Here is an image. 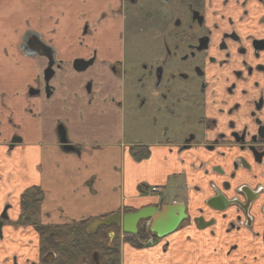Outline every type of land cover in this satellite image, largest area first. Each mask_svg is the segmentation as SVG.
Wrapping results in <instances>:
<instances>
[{
	"label": "flooded vegetation",
	"instance_id": "flooded-vegetation-1",
	"mask_svg": "<svg viewBox=\"0 0 264 264\" xmlns=\"http://www.w3.org/2000/svg\"><path fill=\"white\" fill-rule=\"evenodd\" d=\"M92 6L97 47L82 59L89 63L83 72L100 56L95 76L102 77L104 67L120 80L122 38L148 37V55L129 66V103L138 101V108L130 109L146 112L137 119L147 120L158 132L155 141L174 157L181 170L172 177H184L189 166L193 182L184 184L191 193L184 192L183 180L176 188L182 187L181 193L175 190L169 201L159 195L141 207H182V218L162 236L150 230L151 217L134 229L128 225L133 233L115 223L89 233L91 219L45 224L33 213L27 221L21 215L19 222L8 223L20 232L15 249L4 233L12 208L5 203L0 247L12 251L0 256V264H264V0H95ZM91 29L87 21L80 42L93 36ZM32 34L22 37L21 49L45 55ZM59 68L56 61L49 96ZM92 81L85 84L88 94ZM42 91L46 94L45 85ZM123 101L125 96L115 105ZM57 132L65 137L60 125ZM153 137L150 132L147 139ZM17 140L13 135L10 144ZM133 143L140 157L138 150L146 146Z\"/></svg>",
	"mask_w": 264,
	"mask_h": 264
},
{
	"label": "crops",
	"instance_id": "crops-1",
	"mask_svg": "<svg viewBox=\"0 0 264 264\" xmlns=\"http://www.w3.org/2000/svg\"><path fill=\"white\" fill-rule=\"evenodd\" d=\"M94 1L0 0V211L5 203L12 205L4 223L17 221L21 195L32 187L41 192L35 220L45 224L135 211L157 202L159 195L169 201L174 192L167 191L178 187L175 180H184V192L191 193L185 188L193 182L191 169L183 168L187 177L182 173L172 177L181 169L155 137L137 144L147 147L146 157L131 150L136 143L125 140L123 107L115 105L124 98L123 84L104 67L103 76H95L102 57L85 72L73 68L75 60L85 59L97 47ZM87 21L93 36L80 42ZM30 32L52 48L60 63L49 97L42 91L47 57L21 49L22 37ZM90 78L92 92L88 94L85 84ZM32 85L41 92L30 95ZM59 125L72 150L60 143ZM13 135L19 140L10 144ZM152 185L162 187V192H148ZM12 230L5 224L6 241L15 249L20 232ZM10 247L1 246L0 256L9 253Z\"/></svg>",
	"mask_w": 264,
	"mask_h": 264
},
{
	"label": "water",
	"instance_id": "water-1",
	"mask_svg": "<svg viewBox=\"0 0 264 264\" xmlns=\"http://www.w3.org/2000/svg\"><path fill=\"white\" fill-rule=\"evenodd\" d=\"M33 37V43L37 45V50L44 51L46 53L45 56L48 58V63L46 68L43 71V82L45 85V91L46 96H49V91H47L48 87V80L51 78V76L54 74L53 65L56 64V61L53 59V51L52 48L45 43H43L37 34H32ZM83 63V65H80ZM89 63L82 60L77 59L73 62V68L80 72L85 69V67ZM36 92V91H35ZM29 94H34L29 89ZM60 143L63 144V147L67 148L68 150H72L73 148L70 145H67V140L65 137H63V133L60 137ZM5 209L3 210V212ZM182 207L173 205H164L161 207V209H157L153 206L144 207L138 210H135L133 212L120 214V213H113L107 217L104 218H94L91 219L87 228V232H92L93 229L98 225H107L110 223H115L118 225H122L124 228V231L127 233H133V230L135 228V224L138 223L142 219H147L151 217V228L150 230L156 234L157 236H162L164 234H167L170 232L176 223L179 222V220L182 218ZM2 219H6L7 215L4 213L1 214ZM131 226L132 229L127 228V226ZM1 227V222H0Z\"/></svg>",
	"mask_w": 264,
	"mask_h": 264
},
{
	"label": "rangeland",
	"instance_id": "rangeland-1",
	"mask_svg": "<svg viewBox=\"0 0 264 264\" xmlns=\"http://www.w3.org/2000/svg\"><path fill=\"white\" fill-rule=\"evenodd\" d=\"M154 5H155V3H154ZM151 6H153V3H151ZM123 39H124V41H123ZM118 41H119V39H118ZM122 41H123V57H124V66H123V69H124L123 73L124 74L120 78V81H121V85L123 84V91H124V96H125V101H123V106H122L123 107V116H124V122H123L124 138L128 142H145L149 133L154 132V137H155V139H157L159 137L158 132H155V130H151V128L148 125L147 120L146 119H142V120L137 119L138 115H141L140 118H143L144 116H146L147 115L146 112L144 111L146 115L143 114V112H142V114L140 112H137L135 109L133 112V110L130 108H135V107L138 108V106H137L138 101H136V102L134 101L132 104H131V102L129 103L130 100H129V97L127 95V92L129 91L128 90L129 85L132 82V79L130 77V72H129V66L131 65V63L133 61L134 62L136 61L137 63L141 62L143 55L144 56L148 55L144 49V46L149 43V39L147 36H143V34L141 36V33L139 35L138 34L137 35L136 34H126L125 37L122 38ZM119 45H120V42H119ZM29 88H33V85L31 87L29 86ZM45 96H46V94H45ZM45 99H46V97H45ZM144 120H146V122ZM146 133H147V135H146ZM174 183H176V186H179V184H180V183H178V180H175V182H173V184ZM167 189H169V187ZM175 190H178L180 192L182 190V187L180 188V190L174 189L173 191H171V189H169L167 191V193L169 194L171 192L170 194H172V192H174ZM21 215H23V218H21ZM31 216L33 217V214H31ZM25 217H26V215H24V214L18 215V218H17L18 222H19L20 218H21V220L24 221ZM13 223H15V222H13ZM6 224H8V223H6ZM10 226H12V225H10Z\"/></svg>",
	"mask_w": 264,
	"mask_h": 264
},
{
	"label": "trees",
	"instance_id": "trees-1",
	"mask_svg": "<svg viewBox=\"0 0 264 264\" xmlns=\"http://www.w3.org/2000/svg\"><path fill=\"white\" fill-rule=\"evenodd\" d=\"M143 153H140V157H146L148 154V149L147 147H143ZM132 151L134 150L133 148L131 149ZM34 189L35 192H33L32 190ZM33 192V194L31 195L30 193ZM31 196H30V195ZM40 196H41V192L39 190H37L36 188L32 189H27L26 191H24V193L21 195V205H22V211L21 214L26 215L25 220H29L30 219V215L34 213V210L36 208V205L39 203L40 201ZM126 211H129L126 210ZM88 220H82L76 223H86Z\"/></svg>",
	"mask_w": 264,
	"mask_h": 264
},
{
	"label": "built area",
	"instance_id": "built-area-1",
	"mask_svg": "<svg viewBox=\"0 0 264 264\" xmlns=\"http://www.w3.org/2000/svg\"><path fill=\"white\" fill-rule=\"evenodd\" d=\"M160 187L159 186H156V185H152L148 188V192H151V193H154L156 195H159L160 193Z\"/></svg>",
	"mask_w": 264,
	"mask_h": 264
}]
</instances>
